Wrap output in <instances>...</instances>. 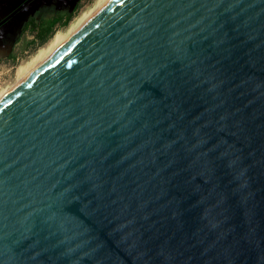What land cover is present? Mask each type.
<instances>
[{
  "label": "water",
  "instance_id": "obj_1",
  "mask_svg": "<svg viewBox=\"0 0 264 264\" xmlns=\"http://www.w3.org/2000/svg\"><path fill=\"white\" fill-rule=\"evenodd\" d=\"M0 264H264V0H109L9 92Z\"/></svg>",
  "mask_w": 264,
  "mask_h": 264
},
{
  "label": "rangeland",
  "instance_id": "obj_2",
  "mask_svg": "<svg viewBox=\"0 0 264 264\" xmlns=\"http://www.w3.org/2000/svg\"><path fill=\"white\" fill-rule=\"evenodd\" d=\"M108 1L77 0L72 5L69 3L56 5L54 2L41 3L31 10L20 13L14 26L0 27V101L45 62L76 32L74 30H78L79 26H82ZM76 4H79V7L66 25H58L44 44L34 49L30 48L28 41L33 39V33L28 30L20 33L25 22L28 23L30 19L37 21L52 16L57 11H71ZM29 24L27 25L29 26ZM73 31L74 33H72ZM19 33L20 36L16 41Z\"/></svg>",
  "mask_w": 264,
  "mask_h": 264
},
{
  "label": "trees",
  "instance_id": "obj_3",
  "mask_svg": "<svg viewBox=\"0 0 264 264\" xmlns=\"http://www.w3.org/2000/svg\"><path fill=\"white\" fill-rule=\"evenodd\" d=\"M79 4H76L75 7L69 10L57 11L52 16L42 18L40 20L34 21L30 19L27 24L22 27L20 33L28 30L33 33V39L28 41V45L31 49H34L42 44H44L54 33L56 27L58 25H66L68 21L71 19V16L78 9ZM20 33L16 37V41L18 40Z\"/></svg>",
  "mask_w": 264,
  "mask_h": 264
},
{
  "label": "flooded vegetation",
  "instance_id": "obj_4",
  "mask_svg": "<svg viewBox=\"0 0 264 264\" xmlns=\"http://www.w3.org/2000/svg\"><path fill=\"white\" fill-rule=\"evenodd\" d=\"M77 0H0V27L8 25L14 26V22L18 20L19 14L33 7L39 6L41 3L54 2L66 5L74 4ZM61 9V8H60ZM27 24L25 22L23 25Z\"/></svg>",
  "mask_w": 264,
  "mask_h": 264
},
{
  "label": "bare ground",
  "instance_id": "obj_5",
  "mask_svg": "<svg viewBox=\"0 0 264 264\" xmlns=\"http://www.w3.org/2000/svg\"><path fill=\"white\" fill-rule=\"evenodd\" d=\"M103 4H104V3H103ZM89 17H90V16H89ZM86 19H87V18H86ZM86 19H85V20H86ZM88 19H89V18H88ZM86 21H87V20H86ZM84 22H85V21H84ZM79 27H81V26H79ZM79 27H78V29H79ZM74 31H77V30H74ZM74 31H73L72 33H74ZM72 35H73V34H72ZM70 36H71V35H70ZM39 67H40V66H39ZM31 74H32V73H31ZM31 74H30V75H31ZM30 75H29V76H30ZM29 76H28V77H29ZM23 81H24V80H23ZM23 81H22V82H23Z\"/></svg>",
  "mask_w": 264,
  "mask_h": 264
}]
</instances>
